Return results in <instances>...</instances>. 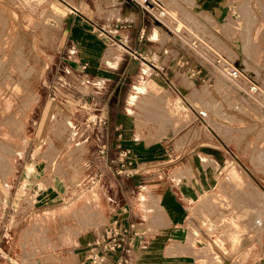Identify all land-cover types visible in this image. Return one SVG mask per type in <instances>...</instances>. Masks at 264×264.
<instances>
[{"label": "rangeland", "instance_id": "374dc122", "mask_svg": "<svg viewBox=\"0 0 264 264\" xmlns=\"http://www.w3.org/2000/svg\"><path fill=\"white\" fill-rule=\"evenodd\" d=\"M104 1L110 3L0 0V264H72L77 250L100 235L121 205L109 185L108 166L100 163V171L95 165L101 159L97 147L103 131L91 123L100 122L93 120L100 118L95 103L109 100V78L71 67L60 45L63 32L56 28L63 29L65 22L58 14L71 13L67 3H82L81 10L98 25L121 20L114 9L102 14ZM162 1L170 14L163 19L170 39L174 31L187 37L190 23L200 16L207 17L227 43L216 45V50L198 45L212 55L210 64L198 57L213 77L205 82L191 79L182 94L167 85H147L152 71L137 55L134 88L126 98L117 96L118 113L122 104L129 107L127 113L140 122V140L158 148L157 171L148 169L144 190L155 184L160 191L188 188L184 216L175 225L183 230L177 242L186 244L185 249H173L172 238V249L150 252V261L159 257L165 264H260L264 89L244 98L240 87L247 88V81L233 82L219 65L233 68L241 61L247 72L255 70L251 33L259 18L253 12L262 10L264 0H228L233 9L220 21L201 12L200 0ZM48 16L54 19L52 31L45 23ZM236 16L240 21L234 25ZM225 22L227 31L221 25ZM33 163L37 173L26 186L25 172ZM253 187L256 199L247 194ZM131 264H137L135 259Z\"/></svg>", "mask_w": 264, "mask_h": 264}, {"label": "crops", "instance_id": "0c3cea01", "mask_svg": "<svg viewBox=\"0 0 264 264\" xmlns=\"http://www.w3.org/2000/svg\"><path fill=\"white\" fill-rule=\"evenodd\" d=\"M160 1L167 7L165 2ZM199 2L201 12L212 16L216 21L227 17L230 10L233 9V7L227 5L228 0H200ZM103 4H105V1ZM67 5L71 9V13H68V16L65 17L61 13L58 14L62 20H65V22L63 21L64 28L56 27L57 31L61 30L63 32L60 45L66 57V62L77 71H81L82 66L87 64L86 72L98 78H109V100L107 102L103 99L98 103L96 102L94 109L96 108L95 110L99 111L100 118H103L106 122L105 125H101V129L104 143L107 146L106 156L109 155L110 157L103 161L106 156L103 158L100 156L99 164L96 163L95 165H98L99 170L104 169L100 167L102 162L105 163V167L108 166V182L114 191L119 194L121 205L111 214L101 233L114 218H122L124 224H135L142 234L135 246L133 256L135 262L137 264H165L164 259H159V257L153 262L150 261V252H162L172 249L169 248L172 244L168 243V240L172 238L176 241L173 249H185L186 244L177 242V240H181L183 230L179 225L177 227L175 225L179 224L184 216L186 207L183 198L186 197L185 193L188 188L184 187L180 191H174L168 187V189L160 191L159 186L155 184L149 186L148 192L144 190L148 169L157 171L158 148L140 140L143 137L142 131L139 129L140 122H136V119L127 113L129 107L122 104L121 113H118L120 104L117 96L123 95L126 98L129 95V90L134 88L137 80L135 73L138 65L137 55L152 71L150 77H148L147 85H152V87L158 89H164L167 85L172 91L181 93V89H185L184 85L190 86L192 84L191 79L194 82L197 81V78L189 73L191 69H200L204 76L213 77L208 66L204 65L198 57V54L204 56L210 64L212 55L203 52L198 45L204 43L216 50V45L221 46L227 42L205 19L207 17L198 16L195 22H191L192 33L187 37L182 38L179 32L174 31L173 37L170 39L164 33L166 28L159 25L132 0H110L109 4H105V8L102 6L103 15L108 14L113 9L121 15V20H115L116 22H114L124 23L125 27L120 30L115 29L114 23L98 25L93 22L81 10L83 8L82 3H79L78 6L68 3ZM255 10L253 12L254 16L258 14L259 18V23H254L251 33L254 46V58L251 59V63L254 65L255 70L247 72L248 68L241 65V61L238 67H241L240 69L244 73L253 75L260 87L264 89V22L262 23L264 7L259 12ZM50 16H48L49 18L45 23L48 25L49 31H52L51 21H54V19ZM239 18L240 16H236L235 20H232L234 25L240 21ZM228 24L226 22L221 24L226 31ZM106 26L109 27L103 31L102 28ZM142 32H145L144 39L140 38ZM213 43L215 46H213ZM237 44H239V41ZM239 47L241 48V46ZM239 47L236 49L238 54L240 53ZM222 55L225 59L228 58L225 53ZM183 63L187 64L182 65ZM182 81L184 82L183 86H181ZM123 89L124 91H122ZM113 95H115L114 102L111 101ZM88 105L86 103L85 106ZM118 146L131 151L130 170L132 171V177H120L116 174ZM111 159L113 160L111 161ZM36 173L37 163L28 166L25 172L26 186L30 185L28 179L31 175H36ZM180 195L182 197L177 198ZM169 229H172V232H169ZM87 245L85 244L77 250L72 259V264L83 263ZM144 250L148 253L143 252ZM260 264H264V259Z\"/></svg>", "mask_w": 264, "mask_h": 264}, {"label": "built area", "instance_id": "2783aa9c", "mask_svg": "<svg viewBox=\"0 0 264 264\" xmlns=\"http://www.w3.org/2000/svg\"><path fill=\"white\" fill-rule=\"evenodd\" d=\"M135 4L140 6L145 12H147L159 25L165 26L163 19L166 21L170 14L167 8L162 4L160 0H132ZM156 11L157 15L154 14ZM115 29H123L124 23H114ZM109 26L103 27L105 31ZM140 38H145V32L140 34ZM221 60H217V64H220ZM187 63H183L182 65ZM87 64L82 66V70H86ZM219 68L235 83L242 84V79L247 81V88L240 87V95L244 98L256 96L262 92L257 80L248 74L244 73L240 68L233 67L224 64L219 65ZM191 76L196 77L202 81H206L208 77L204 76L202 70L191 69L189 72ZM102 118H98V115L93 119L100 122H91L94 126L105 125L106 122H102ZM120 137V135H119ZM98 154L103 158L106 156L107 146L104 143L103 138H98ZM116 157V174L120 177H132V171L130 170V158L131 151L123 149L120 146L117 147ZM115 162V161H114ZM115 164V163H114ZM90 164L89 166H91ZM97 176V175H96ZM142 234L139 232L135 224H124L122 218H114L105 227L104 231L90 242L84 252V261L82 264H131V260L135 253V246Z\"/></svg>", "mask_w": 264, "mask_h": 264}, {"label": "bare ground", "instance_id": "6f19581e", "mask_svg": "<svg viewBox=\"0 0 264 264\" xmlns=\"http://www.w3.org/2000/svg\"><path fill=\"white\" fill-rule=\"evenodd\" d=\"M22 135V134H21ZM81 147V146H80ZM79 147V148H80ZM83 149V148H82ZM5 150H7V149H5ZM11 153H12V151H11ZM16 154V153H15ZM5 162V161H4ZM5 179V178H4ZM254 188V187H253ZM255 190V191H254ZM258 193V191H256V188H254L253 190H251V189H248V191H247V194L248 195H250V196H252L254 199H256V194Z\"/></svg>", "mask_w": 264, "mask_h": 264}]
</instances>
